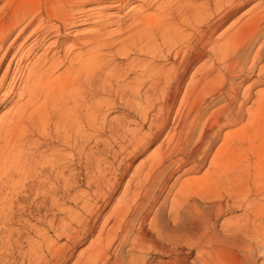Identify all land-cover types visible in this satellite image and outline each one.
Listing matches in <instances>:
<instances>
[{
    "label": "bare ground",
    "instance_id": "6f19581e",
    "mask_svg": "<svg viewBox=\"0 0 264 264\" xmlns=\"http://www.w3.org/2000/svg\"><path fill=\"white\" fill-rule=\"evenodd\" d=\"M133 1L0 5V264H24L31 218L45 222L34 264H63L90 218L65 210L60 219V198L76 200L91 172L82 192L105 201L96 192L117 156L161 136L72 264H256L255 251L264 255V90L250 99L264 84V0L218 34L251 0H141L111 29L100 8ZM89 22L96 28L67 42ZM114 109L124 115L109 118ZM87 201L91 217L98 208ZM234 208L243 213L218 227ZM126 242L124 260L108 255Z\"/></svg>",
    "mask_w": 264,
    "mask_h": 264
},
{
    "label": "rangeland",
    "instance_id": "374dc122",
    "mask_svg": "<svg viewBox=\"0 0 264 264\" xmlns=\"http://www.w3.org/2000/svg\"><path fill=\"white\" fill-rule=\"evenodd\" d=\"M12 1H16V0H12ZM2 2H3V0H0V5L2 4ZM140 2H141V0H134L132 2L133 4H131V6L132 5H137V6L136 7H133L132 9H131V6L128 5L127 7H125L122 10H119V11L112 10V9H108V8H100V12H103L102 15H108V16H110V18H108V20H109L108 23L111 22L110 23L111 24L110 28L113 29V30H115V29L117 30V28H118L119 25L121 27V25L123 26V24L126 25L127 23L130 22V16L132 15V13L135 12V10H137L138 5H139ZM255 2H256V0H251L249 3H247L244 6H242L241 8H239L232 15V17H230L229 20H227L219 28V30L216 33L217 34L220 33L224 28H226L232 21L236 20L244 11H246ZM104 5H106V4H102L100 6H104ZM89 6L92 7V4L86 5L85 8L86 7H89ZM96 10H99V7ZM94 26L95 25L93 23H90L89 22L87 24L80 25V26L76 27L75 30H73L69 34H67V36H68L67 42L71 43V41H78V40L82 39L81 37H83L84 35H87V33L90 30H92L94 28ZM95 28H96V26H95ZM51 40H53V38L50 37L47 41L50 42ZM262 52L264 53V51H262ZM156 64L157 65H161L162 62L159 61ZM258 90H264V84H261V85L258 84V85H255V86L252 87L251 94H250V99H254L253 97L256 96V91H258ZM7 104H5V105H3V106L0 107V115H2V113L7 109ZM176 106H177V104H176ZM123 115H124V112L122 110H120V109L111 110L109 112V114H108L109 118H111V117H122ZM239 123H237V125H239ZM237 125H236V127H237ZM233 128L234 127L227 128V129L223 130V132L224 131H227L229 129H233ZM143 131H146V128H144ZM160 139H162V136L157 141H154L153 143H151V144H149L147 146L139 147L131 155L128 154L129 151L131 150V148H129L126 152L124 151V152L120 153L117 156L116 160L113 162V164L109 168V171L107 173V178L105 179L104 185L102 184L99 187V189L97 190V192H96L98 195H101L103 193H107V198H106L105 201H100V200L97 201L96 197H93L92 195L91 196L89 195L91 197L90 198V197H87L88 195H86L88 193H84L85 192V189H87V180L90 179L91 176H92V173L91 172L85 174V176L87 178L85 177L81 182H79V184L76 185L77 187H75V189L76 188L78 189V190L76 189L78 194L81 195L82 193H84V194H82L83 197L85 195L87 198H89V199H86L84 197L85 198V201L88 200L87 202H88L89 206H91L92 208L97 207L99 209V210L96 209L95 213L93 211V215L91 217H90V214H87L86 212H84V209H82V207H83L82 205H83V203L85 201L82 200L83 197H79L80 195L77 194L78 198H76V200H74V201L72 199H67V198H63V197L60 198V202H61L60 204H62V205H60V208H64V211L63 212H62V209L60 211V215H59V218L60 219L62 217H64V218H62V220L65 219L66 213H69V211H70V213L71 212L72 213L75 212V213L78 214V217L79 218L77 217L76 222L82 220L84 217L90 218L89 221L86 222L85 226L83 228H81V231L82 232H81V235H80V239H79V241L74 246L71 247V249L69 251V254L70 255L68 256L69 259L66 260V261H64L63 264H72L73 261H75L76 258H78L77 256H79L80 254H82V252L86 249V247L90 243L91 239H94L95 238V235H96L97 231L100 228L99 225L101 226V223L103 222V219L102 218H104L105 216H107L109 214L108 213V212H110L109 209L112 208L111 206H114V204H115V202L117 200V197L116 196L119 197L121 195V193L123 192L122 190L124 188V185H125L124 183L126 182V179L129 178V175H130V173L132 171H134L137 167H139V165L141 164L142 161L144 162V160H146L147 155H149L151 153V151H153L156 148V146L160 142ZM214 146H213V148H214ZM88 148H90L91 150L94 149L92 147V145L88 146ZM115 150H116V148H115ZM126 156H128V157L126 158ZM110 160H111V158L110 157H107V159H106L107 163H109ZM104 162H102L101 165H103ZM119 162H121V163H119ZM107 163L105 162L104 165H106ZM118 164H120L121 167L117 170ZM125 165H127V166H125ZM204 166H205V164L202 166V168H200V170L198 171V174H196V176H199L201 174L202 170L204 169ZM113 167H115V168H113ZM123 168H126V173L125 174L122 173L123 172ZM76 170L77 169H75V171ZM79 175H80L79 177H83L84 174L82 172ZM193 175L194 174H186V175L182 176L177 181L176 185H178L180 183V181H182V179L188 178V177H192ZM114 177H116V183H114L112 185L111 184V181L113 180ZM172 181H173V179L170 182H172ZM107 186L108 187L110 186V187L108 188ZM82 191H84V192H82ZM79 198H81V199H79ZM95 199H96V201H95ZM79 200H80V202H77ZM81 203H82V205H81ZM79 205H80V207H79ZM64 212H66V213H64ZM242 213H243V210L241 208H234L231 211H226V212L222 213L221 216L219 217L218 221H217L218 222V225L217 226L219 227V223L222 221V219L223 220H231L232 218L237 217V216L241 215ZM24 217H25V215H24ZM28 222H30L32 225H34L35 228L32 227V230L30 229L31 233H30V231L29 232H25L24 231V234L25 235L22 237V238H25L24 239V245H25L24 246V252H25V254H24V264H34V260H35L34 258H38V255L40 254V252H42V251L45 252L43 240H41L38 236H37L38 237L37 238L36 235L34 234V232L36 233L35 229H38V230H40L39 232H41L42 229L45 228V222L42 223L40 221H35L32 218ZM76 222H75V224H76ZM75 224H72V227L75 226ZM14 226L15 227H18V225H14ZM42 235H43V233H42ZM46 235L47 234H44L43 235L44 238H45ZM28 236H30L29 237L30 241L33 240V239L35 240V237L37 238L35 240V242H33V241L31 242V243H33L32 245H31V243H29ZM47 237L48 236H46V238ZM58 238L60 240H58ZM58 238H56L57 239V242L58 241H59V243L63 242V240H64L63 237H58ZM39 240H41L40 241L41 244H40ZM37 244H39V245H37ZM181 249L182 250H185L186 248L182 247ZM113 251H114V253H113ZM129 252H130V245H129V243L126 242V243L121 244L120 246H116V244H114L111 247V249L109 250L108 255H111L112 258L114 256H116V258H118V260L119 259L121 260L122 258H123L122 260H124L128 256ZM195 254L196 253H194L193 250L189 251L188 254H187V260L189 262H192L195 259V257H196ZM255 257H256V259H255L256 264H258L261 260L264 259V255L261 254V253H259L257 250L255 251ZM154 259L155 260L156 259H159V257L151 256L149 260H154ZM27 260L29 261V263H27ZM42 261H44V259H41L37 264H40V263L42 264Z\"/></svg>",
    "mask_w": 264,
    "mask_h": 264
}]
</instances>
